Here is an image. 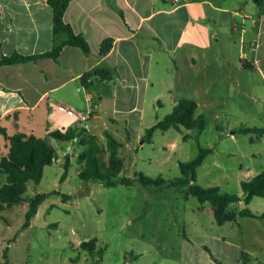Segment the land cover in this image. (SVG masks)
<instances>
[{"label": "rangeland", "instance_id": "obj_1", "mask_svg": "<svg viewBox=\"0 0 264 264\" xmlns=\"http://www.w3.org/2000/svg\"><path fill=\"white\" fill-rule=\"evenodd\" d=\"M235 39L232 33L228 42L222 39L208 48V56L217 54L220 60L207 63V88L202 94L191 85L176 86L168 94L157 82L138 94L137 101L134 93L119 101L125 117L109 128L122 142L118 156L123 168L116 178L143 173L160 175L163 183L82 182L77 176L82 166L77 158L79 144L47 137L55 148L54 159L44 166L38 182L27 181L24 200L0 211V264H264V238L261 247H248L250 256L242 253L248 245L234 246L241 230H250L248 238L258 235L253 224L248 226L244 217H238L240 224H217L212 205L199 202L178 182L182 178L179 163L195 158L200 147L211 149L195 170V182L201 186L241 194V180L264 169V137L256 140L253 133L234 132L239 126L264 122V87L257 75L253 94L234 84V75H239L234 65L241 50ZM178 97L196 100L204 128H157L150 140L144 139L145 130L169 113ZM107 103L111 106L112 101ZM102 115L94 129L98 134L101 121L107 119ZM98 139L106 147L105 137ZM107 153H100L104 163ZM66 156V175L60 179ZM4 182L5 175L0 174V186ZM37 192L48 195L23 228L27 200ZM63 194L68 198L62 199ZM244 205L243 201L234 204L235 208ZM248 206L263 209L264 197L254 196ZM93 238L92 249L80 246Z\"/></svg>", "mask_w": 264, "mask_h": 264}, {"label": "crops", "instance_id": "obj_2", "mask_svg": "<svg viewBox=\"0 0 264 264\" xmlns=\"http://www.w3.org/2000/svg\"><path fill=\"white\" fill-rule=\"evenodd\" d=\"M63 19L85 37L90 51L85 54L66 44L56 59L40 56L0 65V127L7 134L20 131L47 138L51 130L80 125L101 137L125 117V108L118 103L130 93L137 101L138 94L160 82L168 94L176 86L190 85L202 94L207 88V63L220 60L217 54L208 56L207 50L222 39L228 42L232 33L241 49L234 65L239 72L234 75L235 86L253 94L256 74L264 87V0H69ZM63 38L52 33L48 0H0V57L42 53ZM105 38L112 39L111 46L100 56ZM104 64L114 76L109 81L93 79L95 99L94 90L85 88L80 77ZM99 111L107 117L100 123V134L94 131L104 117ZM81 114H86L83 121ZM0 136L1 155L7 146ZM263 137L255 134L256 140ZM240 217L258 231L256 237L248 238L249 229L234 237V246L248 245L242 253L250 256L248 247H261L264 218ZM236 223L240 224L238 218Z\"/></svg>", "mask_w": 264, "mask_h": 264}, {"label": "trees", "instance_id": "obj_3", "mask_svg": "<svg viewBox=\"0 0 264 264\" xmlns=\"http://www.w3.org/2000/svg\"><path fill=\"white\" fill-rule=\"evenodd\" d=\"M69 0H48L52 8V33L53 35H63L64 38L56 43L49 50L36 54H19L17 52L0 57V65L11 64L40 56H50L56 59L60 49L66 45H76L88 54L89 44L85 37L75 32L72 26L64 21L63 14ZM111 38H105L99 46V55H104L111 46ZM114 71L106 64L85 71L80 80L85 88L94 90V78L102 80H111ZM197 103L194 99L182 97L177 99L169 113L163 118L157 120L153 125L145 130L144 139L150 140L151 134L155 129L166 130L169 127L197 128L203 129L205 120L203 114L196 113ZM254 133L264 136V122L257 126H239L234 132ZM0 134L6 140L7 152L0 155V174L5 175V182L0 186V211L6 206H11L24 200L23 194L26 190L28 180L38 182L42 177L43 168L49 165L55 157V148L45 137H38L34 134H27L16 131L7 134L5 128L0 127ZM106 147L99 142L96 135L88 133L84 126H70L64 130H51L48 136L57 140L69 141L76 140L81 146L77 158L81 162L77 176L82 182L95 180L110 186L119 181L122 184L130 185L136 181L142 185L163 183L162 176L150 177L143 173H138L134 177L123 176L117 179V175L123 168V160L118 156V148L121 146L111 133L104 131ZM107 151V162L104 163L100 153ZM209 148H199L195 158L189 161L180 162V172L182 178L178 181L186 185L187 193L194 195L199 202L208 201L213 207L214 220L217 224H223L227 221H236L240 216H249L264 218V210L255 212L251 210L248 203L254 196H264V169L244 178L240 182L241 194H230L221 192L218 186H201L195 182V170L199 166L205 155L210 151ZM69 160L66 156L64 161V171L60 179L66 175V169ZM175 184V183H171ZM48 193L37 192L27 200V210L25 212V221L22 227L29 225L30 219L37 212L40 203L47 197ZM68 195L63 194L62 199H67ZM243 200L244 207L237 209L234 204ZM95 238L80 242V246L92 249Z\"/></svg>", "mask_w": 264, "mask_h": 264}, {"label": "built area", "instance_id": "obj_4", "mask_svg": "<svg viewBox=\"0 0 264 264\" xmlns=\"http://www.w3.org/2000/svg\"><path fill=\"white\" fill-rule=\"evenodd\" d=\"M85 118H86V114H81L79 117L80 121H83Z\"/></svg>", "mask_w": 264, "mask_h": 264}]
</instances>
